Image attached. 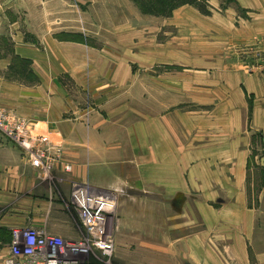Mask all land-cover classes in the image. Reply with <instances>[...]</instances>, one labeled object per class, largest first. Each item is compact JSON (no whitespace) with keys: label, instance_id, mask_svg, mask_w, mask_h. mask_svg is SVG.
<instances>
[{"label":"crops","instance_id":"obj_1","mask_svg":"<svg viewBox=\"0 0 264 264\" xmlns=\"http://www.w3.org/2000/svg\"><path fill=\"white\" fill-rule=\"evenodd\" d=\"M128 1L0 0V108L62 145L71 165L66 172L58 164L57 181L44 180L28 155L0 132V208L8 211L6 225L79 239L61 200L79 183L97 194L117 195L120 233L127 230L128 215L143 212L141 205L150 201L154 233L166 227L169 234L181 189L205 225L201 251L216 246L239 264H252L253 251L254 264H264V245H256L264 229V181L257 195L249 191L255 168L249 162L259 139L264 151V63L248 74L236 62L235 70L224 68L232 95L221 94L210 115L203 110L209 104L207 81L192 80L183 66L173 68L176 33L198 37L204 54L211 42L234 44L235 57L242 47L264 52V0H210L211 16L192 6L177 9L164 23L169 28L164 43L156 42L154 32L149 50L141 37L137 70L127 51L96 46L94 33H81L74 15L85 6L106 11ZM90 25L95 27L94 21ZM65 78L90 94V106L65 97ZM216 91L223 93V85ZM181 105L184 111L175 110ZM255 163L264 176V154ZM144 187L151 194L143 193ZM8 254L9 249L0 252V264Z\"/></svg>","mask_w":264,"mask_h":264},{"label":"rangeland","instance_id":"obj_2","mask_svg":"<svg viewBox=\"0 0 264 264\" xmlns=\"http://www.w3.org/2000/svg\"><path fill=\"white\" fill-rule=\"evenodd\" d=\"M232 1L233 0H225L226 3H231ZM196 3V5L187 4L184 6H192L204 16H211L213 14L210 0H198ZM119 5L122 6L120 7ZM201 9L207 11L209 14H203ZM176 10L168 16L146 14L141 11L133 0H129L126 4L123 2L122 4H113L111 10L107 9L106 11H103L100 7L97 9V6L93 11L85 6L74 15L78 20L79 31H81V33L82 31L86 32L88 30L94 33L96 35V40H92L95 42L96 46L106 44L113 52L120 50L127 51L129 57L132 58L129 59V65L133 70H137L139 67L138 64H136L138 61L135 59V56L137 50H140L138 45L140 44L139 41L141 42L142 40L141 37L145 40V44L149 45V50L152 48L151 40L153 36L152 33L154 32L157 33L156 42L159 41L160 44L164 43L165 40L169 38L165 34L169 28H166L167 26L164 23H166V20L174 19L173 15ZM71 14L72 13H69V17ZM190 18L193 19L192 17ZM93 21L95 27H91L90 25L88 28L87 24H91ZM173 29H176V27ZM173 31L176 33L177 29ZM173 36L174 35H172V37ZM175 38L176 65L173 68L181 70L185 67V69L191 72L192 80L201 77L207 81V101L209 104L207 107H203V110L208 111V115L216 110L214 104L220 100L221 94L224 96V99L230 98L232 95L230 84L232 85L233 82L230 80L231 76H222L224 68L235 70L236 62L239 64L242 71L248 74L256 71L257 67L264 63V52L259 49L254 51L255 47H242L236 53L237 56L235 57L234 44L211 42L207 43V46L211 50L208 54H204L201 51L202 43L198 37L193 35L190 37H183L182 33H176ZM118 42H120L121 45H119ZM120 46L121 49L119 48ZM156 47H158V45H156ZM204 56L206 58H203ZM139 64H141V62ZM179 78H183V76H177V79ZM63 84L65 86V91H67L65 92V97L67 99L70 98L73 103L77 102L79 106L82 107L91 105L92 100L90 94L87 91H83L82 88H77L78 85L73 80L65 78ZM221 84L224 87L223 93L216 91V88H221ZM227 87L231 89L229 90ZM243 90L245 98L250 99L251 97L244 87ZM185 106H187V104ZM192 106V110L198 109L193 104ZM183 107L184 105H181L175 110L184 111ZM144 110L148 113H152L151 107H145ZM224 111H226V108H224ZM262 142V139L257 141L253 153L251 154V161L249 162L250 167H255L252 179L249 180L251 197L252 191H255V195H257L262 181H264V176L261 175L258 170L260 166L255 163L257 158L264 154V151L260 148ZM141 190H143L145 194H151V188L149 187H144ZM112 196L117 199L116 194H112ZM61 200L66 209V204L70 203V197L67 198L63 195ZM172 205L175 206V227L173 230L171 229L172 231L170 230L169 234L166 227L165 230H156L158 234L154 233V225L150 222L152 216L151 207H153L150 201L141 205L144 209L143 212L128 215L126 218V221H128L127 230L123 233H120V230H118L115 236L116 250L111 259V264H239L233 255L231 256L228 252L221 251L222 249L216 246H213V252L200 250V236L205 225H202L200 215L195 209L190 210L189 205L186 204L184 200L181 189L177 190ZM156 206L157 208L159 206L161 207V205ZM192 206L195 208L194 205ZM67 211L79 228L76 214L69 210ZM115 214L118 219V217H120L118 202ZM166 214L167 210L165 209V216H167ZM7 215L8 211L0 208V252L8 250L12 242V229L6 225ZM259 239L256 245H264V229L261 231ZM250 254V262L254 264L255 253L251 251Z\"/></svg>","mask_w":264,"mask_h":264},{"label":"built area","instance_id":"obj_3","mask_svg":"<svg viewBox=\"0 0 264 264\" xmlns=\"http://www.w3.org/2000/svg\"><path fill=\"white\" fill-rule=\"evenodd\" d=\"M0 132L28 155L42 179L57 181L54 171L60 163L66 172L71 171L64 147L15 112L0 108ZM116 206V197L74 183L66 209L76 214L80 238L63 239L33 227H16L4 264H111L119 230Z\"/></svg>","mask_w":264,"mask_h":264},{"label":"trees","instance_id":"obj_4","mask_svg":"<svg viewBox=\"0 0 264 264\" xmlns=\"http://www.w3.org/2000/svg\"><path fill=\"white\" fill-rule=\"evenodd\" d=\"M134 3L141 9L142 12L151 15L168 16L174 10L184 5H196L198 0H133ZM201 12L205 15L207 11Z\"/></svg>","mask_w":264,"mask_h":264}]
</instances>
